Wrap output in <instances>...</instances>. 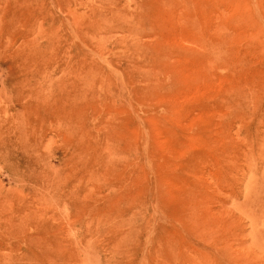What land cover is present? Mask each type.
I'll use <instances>...</instances> for the list:
<instances>
[{"label": "rangeland", "instance_id": "rangeland-1", "mask_svg": "<svg viewBox=\"0 0 264 264\" xmlns=\"http://www.w3.org/2000/svg\"><path fill=\"white\" fill-rule=\"evenodd\" d=\"M0 264H264V0H0Z\"/></svg>", "mask_w": 264, "mask_h": 264}]
</instances>
